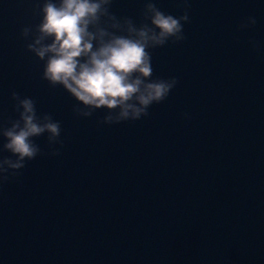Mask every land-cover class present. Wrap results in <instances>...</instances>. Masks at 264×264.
I'll return each mask as SVG.
<instances>
[{"label":"water","instance_id":"1","mask_svg":"<svg viewBox=\"0 0 264 264\" xmlns=\"http://www.w3.org/2000/svg\"><path fill=\"white\" fill-rule=\"evenodd\" d=\"M144 3L112 11L140 23ZM32 8L0 0V113L17 118L12 91L33 98L65 147L0 191V264H264V0H191L186 41L153 53L176 89L149 118L101 127L105 112L76 118V101L41 79L21 35ZM248 16L256 27L238 32Z\"/></svg>","mask_w":264,"mask_h":264},{"label":"clouds","instance_id":"2","mask_svg":"<svg viewBox=\"0 0 264 264\" xmlns=\"http://www.w3.org/2000/svg\"><path fill=\"white\" fill-rule=\"evenodd\" d=\"M113 4L114 0H33L35 22L21 30L27 51L43 64L41 79L76 101V118L105 112L98 127L149 118L153 105L168 100L179 78L155 76L153 53L185 42L184 26L190 23L191 0H178L182 14L177 16L163 11L156 0H145L140 23L117 16ZM257 23L255 16H248L237 31L252 30ZM248 43L253 51L261 50L259 41ZM11 100L17 118L0 113V191L19 183L30 162L60 157L65 147L59 120L39 113L31 97L12 91ZM184 118L190 119L187 113ZM45 136L47 152L37 143Z\"/></svg>","mask_w":264,"mask_h":264}]
</instances>
